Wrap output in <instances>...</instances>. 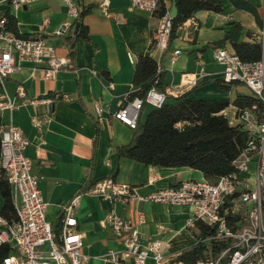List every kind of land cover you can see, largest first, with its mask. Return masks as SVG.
<instances>
[{"label": "crops", "instance_id": "crops-1", "mask_svg": "<svg viewBox=\"0 0 264 264\" xmlns=\"http://www.w3.org/2000/svg\"><path fill=\"white\" fill-rule=\"evenodd\" d=\"M76 1L80 8L92 5L82 16L87 38L74 36V27L56 35L64 22L71 25L74 20L63 0H30L20 8L0 0V14L13 17L16 31L48 36L55 45L56 56L65 61L59 71L48 77L44 75V63L19 61L20 68L0 82V89L15 103L12 109L0 110L1 122L19 126L28 138L26 154L39 178V190L46 202L45 217L55 228L59 226L63 204L80 195L71 212L87 255L84 264H115L103 260L107 251L122 248L105 220L109 211L125 216L142 212L145 222L139 225L141 240L161 238L166 244L162 249L164 256L178 260L182 251L197 242L199 234L195 222L186 223L192 214L191 206L138 200L121 204L87 190L107 176L130 184L138 194L204 178L200 170L188 166L145 165L125 156L121 147L131 143L134 130L116 118L114 112L131 91L139 88L133 83L135 62L139 55L148 54L163 71V85L156 87L168 91V97L189 93L197 98H218L229 103L222 110L229 122L239 123L238 118L232 121L229 116L236 109L233 100L237 94L250 92L232 96L237 83L223 82V66L214 60L213 52L216 47L235 51L234 44L243 41L259 43L261 48L264 0H221L219 12L197 10L174 29L163 52L153 47L160 10L151 14L132 8L129 0ZM163 3L173 17L175 0ZM176 49L180 53L173 57ZM191 78L193 81H188ZM18 85L24 86V98L17 96ZM56 93L67 98H55ZM43 97L53 100L23 102ZM96 103L105 108L101 119L95 113ZM152 107L143 106L141 120ZM33 117L40 122L39 127L33 125ZM2 204L0 195V209ZM121 264H132V260ZM147 264H152L151 260Z\"/></svg>", "mask_w": 264, "mask_h": 264}, {"label": "built area", "instance_id": "built-area-1", "mask_svg": "<svg viewBox=\"0 0 264 264\" xmlns=\"http://www.w3.org/2000/svg\"><path fill=\"white\" fill-rule=\"evenodd\" d=\"M12 7L20 8L30 0H8ZM67 13L73 19L79 15L76 0H63ZM129 7L149 13L160 10V0H129ZM6 17L0 14V82L15 73L19 61L28 59L44 63V75L50 76L64 65L65 61L55 54V45L46 35L21 36L6 28ZM192 23H195L194 21ZM64 22L56 35L70 28ZM172 31V17L166 9L159 15L153 47L163 52L167 49ZM180 53L179 49L172 56ZM213 58L223 66L221 77L227 84L244 83L264 103V32L257 59H242L235 51L216 47ZM193 81L192 78L191 80ZM112 85V83L110 84ZM17 96L24 98V86L18 85ZM168 91L151 86L144 97L127 101L114 112V116L131 128H135L140 111L145 104L161 107ZM55 98L66 95L56 93ZM53 98L23 99V102L50 103ZM15 107L6 91L0 89V110ZM256 105L243 108L239 122L251 131L246 147L233 160L235 170L220 176L216 181L187 179L176 185L157 188L147 194H138L134 187L119 182L111 176L96 181L87 193L98 194L105 199L125 204L131 200L155 201L168 205H189L192 214L187 225L200 220L213 227L212 232L202 238L227 241V245L214 255L191 264H264V116L261 120L254 113ZM105 110L103 104H95L98 119ZM35 127L40 126L32 118ZM181 124L179 123L178 126ZM254 136V137H253ZM29 143L21 128L13 123L0 125V175L6 178L14 197L16 218L7 220L0 213V245L9 244L11 253L4 256L0 264H84L87 255L83 252L81 232L72 208L79 203V194L63 204V213L57 228L45 217L46 202L39 190V178L32 171V159L26 154ZM238 215L237 219L229 217ZM106 222L122 245L121 249L109 250L103 260L118 264L127 259L132 264H186L169 259L163 254L166 245L161 238L149 237L142 241L139 225L145 222L142 212L125 216L109 211Z\"/></svg>", "mask_w": 264, "mask_h": 264}, {"label": "trees", "instance_id": "trees-1", "mask_svg": "<svg viewBox=\"0 0 264 264\" xmlns=\"http://www.w3.org/2000/svg\"><path fill=\"white\" fill-rule=\"evenodd\" d=\"M175 6L176 14L172 17L171 34L178 25L193 16L199 9L217 12L222 10L221 0H175ZM91 7L92 5H87L80 8L79 15L69 28L74 27V36L88 37V30L82 23V16ZM163 11L164 3L160 0V13ZM3 15L6 17L7 29L21 36H30L16 31L15 21L10 14ZM234 49L242 59L253 60L259 57L261 48L259 43L243 41L235 43ZM133 83L139 85V88L131 91L123 103L135 97H144L151 86L162 87L163 71L150 55L137 57ZM228 105V102L218 98H197L189 93L173 98L167 96L164 104L161 107H152L144 120H141L139 115L137 124L133 128V139L131 143L122 146L121 151L125 156L143 162L145 165L166 168L188 166L200 170L205 179L216 181L220 176L235 170L233 160L246 147L251 135V131L243 123L231 124L222 113ZM233 105L239 111L256 105L253 110L259 121L264 116V103L253 93L238 94L233 100ZM179 123L180 126H178ZM0 195L3 198L0 213L7 220H14L16 210L12 192L2 174L0 175ZM229 215L233 219L238 218V215H231V213ZM195 225L199 229L197 242L177 257L186 264L195 263L209 253L214 255L228 243L216 239L202 240L212 232L213 227L200 220L195 221ZM11 251L12 247L9 244L0 245V263L2 258Z\"/></svg>", "mask_w": 264, "mask_h": 264}, {"label": "rangeland", "instance_id": "rangeland-1", "mask_svg": "<svg viewBox=\"0 0 264 264\" xmlns=\"http://www.w3.org/2000/svg\"><path fill=\"white\" fill-rule=\"evenodd\" d=\"M250 92V94H252V90L246 85V84H244V83H237L236 84V88H233V90H232V93H233V97L234 96H236V94L237 93H239V92ZM238 95V94H237ZM148 106H146L145 107V109H148L147 108ZM146 111V110H145ZM239 113H240V111H239V109H237V107H236V109H235V111H234V113L232 114H229V116H230V119L232 120V121H234L235 119H237V117H238V115H239Z\"/></svg>", "mask_w": 264, "mask_h": 264}]
</instances>
